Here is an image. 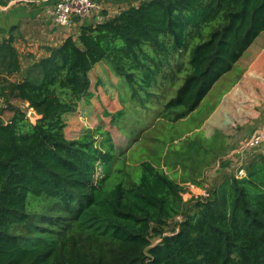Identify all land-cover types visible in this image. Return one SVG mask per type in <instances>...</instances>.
Segmentation results:
<instances>
[{"label": "trees", "instance_id": "16d2710c", "mask_svg": "<svg viewBox=\"0 0 264 264\" xmlns=\"http://www.w3.org/2000/svg\"><path fill=\"white\" fill-rule=\"evenodd\" d=\"M124 1L23 71L0 49V264H264L262 154L185 201L162 168L65 135L101 62L144 88L160 75L158 116L186 118L264 32V0Z\"/></svg>", "mask_w": 264, "mask_h": 264}, {"label": "rangeland", "instance_id": "374dc122", "mask_svg": "<svg viewBox=\"0 0 264 264\" xmlns=\"http://www.w3.org/2000/svg\"><path fill=\"white\" fill-rule=\"evenodd\" d=\"M159 78L160 75L158 87L144 88L141 79L139 85H131L114 76L104 63H98L90 72L89 95L80 100L74 113L65 117L66 137L79 139L92 134L97 148L106 151L111 145L119 165L123 161L149 162L160 168L168 159L172 162L202 153L208 159L217 154L205 177L192 183L205 191L225 175H234L254 155L264 156V146L245 150L242 155L231 154L264 124V32L184 119L174 121L158 116L168 94L174 95ZM15 103L26 108L22 102ZM10 117L11 112L5 111L1 119L7 122ZM227 155L230 164L223 166L221 161ZM217 162L221 163L218 169ZM219 168L224 169L219 172ZM191 194V190L184 189L182 196L189 200L194 197Z\"/></svg>", "mask_w": 264, "mask_h": 264}, {"label": "crops", "instance_id": "0c3cea01", "mask_svg": "<svg viewBox=\"0 0 264 264\" xmlns=\"http://www.w3.org/2000/svg\"><path fill=\"white\" fill-rule=\"evenodd\" d=\"M58 1L0 0V49L5 48L6 44H9L18 54V61L22 71L32 62L45 56L48 47L59 46L69 36L67 35L68 32H70L71 36H76L78 28L83 25V23L76 21L69 30L56 26L52 20V10ZM91 1L100 10L94 11L93 18L84 22L86 24H92L108 17H113L120 10L127 7L124 0ZM2 77L4 75L0 73V78ZM18 77V74H14L10 79L14 80ZM219 152H221V149ZM216 157L217 154H213V158L209 157L205 159L203 153L199 156L191 154L172 162H169L168 159L165 165L163 163L160 168L181 185L183 189L191 190L194 194H201L205 190L192 183L200 182L199 180L205 177L210 171ZM227 160L230 162L229 155L221 161L223 166L229 163ZM215 166L218 169L221 163L217 162ZM223 169L219 168V172ZM194 194H191L194 196L193 198L197 197Z\"/></svg>", "mask_w": 264, "mask_h": 264}, {"label": "built area", "instance_id": "2783aa9c", "mask_svg": "<svg viewBox=\"0 0 264 264\" xmlns=\"http://www.w3.org/2000/svg\"><path fill=\"white\" fill-rule=\"evenodd\" d=\"M98 10L100 8L91 0H59L53 7L52 20L56 26L69 30L76 21L83 23V25L86 24L84 22L91 20L94 11ZM260 146H264V124L247 139L239 150H235L231 154L236 153L242 155L245 150ZM244 175L245 172L240 167L237 170L236 177L240 178ZM201 196L206 197L207 193L203 191Z\"/></svg>", "mask_w": 264, "mask_h": 264}, {"label": "water", "instance_id": "95a60500", "mask_svg": "<svg viewBox=\"0 0 264 264\" xmlns=\"http://www.w3.org/2000/svg\"><path fill=\"white\" fill-rule=\"evenodd\" d=\"M27 118L29 119V121L32 123V120L35 119V121L39 118V116L36 115L35 112H33L32 110H30L28 113H27ZM35 123V122H34ZM33 123V124H34Z\"/></svg>", "mask_w": 264, "mask_h": 264}]
</instances>
